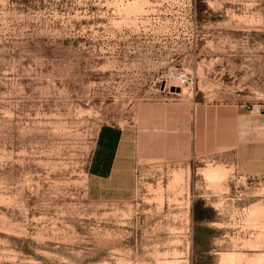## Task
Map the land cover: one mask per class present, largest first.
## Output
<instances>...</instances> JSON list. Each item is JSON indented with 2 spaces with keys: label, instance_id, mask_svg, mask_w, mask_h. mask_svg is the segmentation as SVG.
Masks as SVG:
<instances>
[{
  "label": "rangeland",
  "instance_id": "obj_1",
  "mask_svg": "<svg viewBox=\"0 0 264 264\" xmlns=\"http://www.w3.org/2000/svg\"><path fill=\"white\" fill-rule=\"evenodd\" d=\"M224 257L264 264V0H0V264Z\"/></svg>",
  "mask_w": 264,
  "mask_h": 264
},
{
  "label": "crops",
  "instance_id": "obj_2",
  "mask_svg": "<svg viewBox=\"0 0 264 264\" xmlns=\"http://www.w3.org/2000/svg\"><path fill=\"white\" fill-rule=\"evenodd\" d=\"M120 143L121 131L118 128L104 125L99 129L87 169L91 178L108 180L111 177Z\"/></svg>",
  "mask_w": 264,
  "mask_h": 264
},
{
  "label": "bare ground",
  "instance_id": "obj_3",
  "mask_svg": "<svg viewBox=\"0 0 264 264\" xmlns=\"http://www.w3.org/2000/svg\"><path fill=\"white\" fill-rule=\"evenodd\" d=\"M215 174H220V173L217 172V173H215ZM229 262L232 263L231 258H225V257H224V258L221 259V263H222V264H227V263H229Z\"/></svg>",
  "mask_w": 264,
  "mask_h": 264
},
{
  "label": "trees",
  "instance_id": "obj_4",
  "mask_svg": "<svg viewBox=\"0 0 264 264\" xmlns=\"http://www.w3.org/2000/svg\"><path fill=\"white\" fill-rule=\"evenodd\" d=\"M113 156H114V153H112V158H113ZM199 218H201V217H197V219H199Z\"/></svg>",
  "mask_w": 264,
  "mask_h": 264
},
{
  "label": "clouds",
  "instance_id": "obj_5",
  "mask_svg": "<svg viewBox=\"0 0 264 264\" xmlns=\"http://www.w3.org/2000/svg\"><path fill=\"white\" fill-rule=\"evenodd\" d=\"M206 171V170H205Z\"/></svg>",
  "mask_w": 264,
  "mask_h": 264
}]
</instances>
